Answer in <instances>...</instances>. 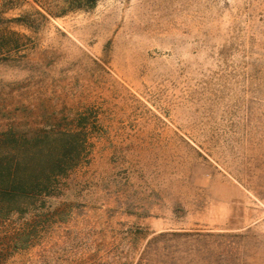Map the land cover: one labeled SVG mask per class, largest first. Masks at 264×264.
Here are the masks:
<instances>
[{"label": "rangeland", "instance_id": "1", "mask_svg": "<svg viewBox=\"0 0 264 264\" xmlns=\"http://www.w3.org/2000/svg\"><path fill=\"white\" fill-rule=\"evenodd\" d=\"M0 264H264V0H0Z\"/></svg>", "mask_w": 264, "mask_h": 264}, {"label": "trees", "instance_id": "2", "mask_svg": "<svg viewBox=\"0 0 264 264\" xmlns=\"http://www.w3.org/2000/svg\"><path fill=\"white\" fill-rule=\"evenodd\" d=\"M91 4H94L96 2V0H90ZM6 179H0V182H5ZM18 191L21 192H26L27 193V189H22L19 190L17 189V187L15 185H9V184H0V197H7V196H13L14 194H17Z\"/></svg>", "mask_w": 264, "mask_h": 264}]
</instances>
